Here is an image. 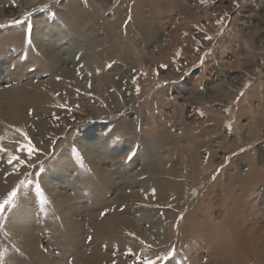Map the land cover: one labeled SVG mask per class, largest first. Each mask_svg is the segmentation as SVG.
Masks as SVG:
<instances>
[{"label":"rangeland","instance_id":"rangeland-1","mask_svg":"<svg viewBox=\"0 0 264 264\" xmlns=\"http://www.w3.org/2000/svg\"><path fill=\"white\" fill-rule=\"evenodd\" d=\"M6 98L0 264H264V0H0Z\"/></svg>","mask_w":264,"mask_h":264},{"label":"bare ground","instance_id":"bare-ground-1","mask_svg":"<svg viewBox=\"0 0 264 264\" xmlns=\"http://www.w3.org/2000/svg\"><path fill=\"white\" fill-rule=\"evenodd\" d=\"M72 11H75V8L72 10ZM36 38H37V36H36ZM45 42V41H44ZM38 48H39V52H41V54L43 55H45V58H46V61L48 62V65H49V68L48 69H50V71H52V72H58V71H60V69H61V67H60V65L62 64L61 63V59H60V55H58V48L56 47V44H52V43H48V42H46V44L45 43H43L42 41H38ZM33 61V60H32ZM41 63H42V61H41ZM61 63V64H60ZM60 64V65H59ZM3 66V65H2ZM60 67V68H59ZM45 70V69H44ZM46 71V70H45ZM43 73V72H42ZM38 89V88H37ZM39 92V91H38ZM37 92V93H38ZM47 94L45 93V92H39V97L40 98H44L45 96H46ZM11 97V96H10ZM3 99V98H2ZM2 99H0V102L1 101H3ZM7 99V98H6ZM21 100L20 99H7V102L6 101H4V104H5V106H4V108L2 109V108H0V110H2L1 112H0V114H1V120H2V122H0V131H2V133L5 135L4 136V138H8V136H9V134H8V132L9 131H13V129L16 127V126H19V127H21L22 128V122H23V120H24V118L26 119V117H27V114H25L26 115V117L23 115V112H22V110H21V106H20V102ZM35 100H33V101H29V103L31 104L32 102H34ZM2 103V102H1ZM11 104V106H15V108L14 109H11V106H9ZM33 104V103H32ZM37 104V103H36ZM20 107H19V106ZM10 109V110H9ZM14 110V112H12ZM26 112H27V110H26ZM4 120V121H3ZM28 121V120H27ZM12 127V128H11ZM10 134H12V132L10 133ZM10 137V136H9ZM238 140V139H237ZM156 142H157V140H156V136H153L152 137V147H154V145L156 144ZM91 152L88 154V156H89V158H92L91 157ZM155 155H156V152L154 153ZM92 156H93V154H92ZM156 157H154V160H156L155 159ZM256 162V161H255ZM249 163V162H248ZM252 167H254V166H252ZM258 167V166H257ZM250 169H251V167H250ZM255 171V170H254ZM257 171H259V170H257ZM252 173V172H251ZM256 173V172H255ZM253 175V174H252ZM251 176V175H250ZM255 177V176H254ZM232 178H233V176H232ZM231 178V179H232ZM236 179V178H235ZM246 179V178H245ZM257 180V179H256ZM233 181V180H232ZM238 181H243V179H241V180H238ZM248 181V180H247ZM233 188H235V186H233ZM58 198H59V200H61L62 202H67V201H65V199H63V196L60 194L59 196H58ZM120 217V216H119ZM150 217H152L153 219H151V221H153V224L152 225H155L156 224V222H157V219H155L153 216H150ZM109 218H111V217H109ZM109 218H107L104 222H103V225H98V227L101 229V230H103V233L105 232V230H108L109 229V227H108V225H110V224H108L107 223V221H109ZM120 219H124V224L125 225H127V226H129V227H132L133 226V229L134 230H136V228H139V227H137V226H135L134 227V225H132L131 223H129V222H131V221H129L128 220V218L126 219L125 218V216H123V217H120ZM148 220V219H147ZM117 221V219L116 220H114V221H112V223H115ZM227 225H230L229 223L227 224ZM113 226V225H112ZM153 227V226H152ZM151 227V228H152ZM73 228L74 229H76V227H74L73 226ZM115 228V227H114ZM18 229L20 230V232H22V233H24V235H26V233L27 232H29L30 233V222L28 223L27 221H25V220H23V222H22V224L21 225H19V227H18ZM110 232L112 231V230H109ZM226 232H227V235H224V236H222L223 238H225L226 236H227V238L226 239H230V244H229V247L230 248H228V249H234V247L236 248V246L238 247L239 245V243H240V240H239V238L238 237H232V231H230L227 227H226ZM74 235V234H73ZM105 236V235H104ZM77 250H78V247L77 246H74ZM240 248V247H239ZM243 250V249H242ZM94 256H93V260H95L96 262H94L93 264H100V262L103 260V259H106V256L105 255H102V254H99V253H97V252H94ZM241 255V254H240Z\"/></svg>","mask_w":264,"mask_h":264},{"label":"snow or ice","instance_id":"snow-or-ice-1","mask_svg":"<svg viewBox=\"0 0 264 264\" xmlns=\"http://www.w3.org/2000/svg\"><path fill=\"white\" fill-rule=\"evenodd\" d=\"M25 139H27V136L25 135ZM118 138L113 140V143H118ZM27 154L28 156H31L34 152V147L31 145L30 141L29 144L27 146ZM130 158V157H128ZM13 160H16L18 162H20L21 164H23L22 161H19V157H14V158H10L9 159V163L11 164L13 162ZM23 186V182L22 185ZM17 196V191L14 189L13 191H11L8 196L7 199H5L3 202H0V214H2L5 211L6 206H13L15 203V198ZM165 257H161V259H164ZM148 264H156L155 261H148Z\"/></svg>","mask_w":264,"mask_h":264}]
</instances>
